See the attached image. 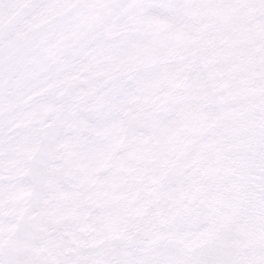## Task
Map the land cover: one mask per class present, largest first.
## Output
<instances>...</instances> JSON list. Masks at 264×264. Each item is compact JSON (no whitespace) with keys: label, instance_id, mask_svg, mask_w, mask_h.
<instances>
[{"label":"snow or ice","instance_id":"obj_1","mask_svg":"<svg viewBox=\"0 0 264 264\" xmlns=\"http://www.w3.org/2000/svg\"><path fill=\"white\" fill-rule=\"evenodd\" d=\"M0 264H264V0H0Z\"/></svg>","mask_w":264,"mask_h":264}]
</instances>
